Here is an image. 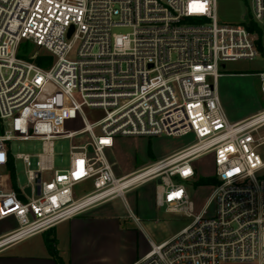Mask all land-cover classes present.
<instances>
[{"label": "built area", "instance_id": "built-area-1", "mask_svg": "<svg viewBox=\"0 0 264 264\" xmlns=\"http://www.w3.org/2000/svg\"><path fill=\"white\" fill-rule=\"evenodd\" d=\"M217 4L0 0V221L16 222L0 249L155 182L156 206L192 221L159 245L150 241L133 264H264V109L232 122L219 92L223 62L262 56L259 35L242 23H220ZM251 16L264 45V0H251ZM24 43L52 62L38 65V53L20 57ZM75 119L81 128L65 131ZM189 134L190 146L116 175L108 152L117 137ZM80 136L87 138L75 143ZM58 139L72 142L68 169L53 166ZM32 140L42 144L39 168L19 188L15 163L29 166L30 155H12L10 143ZM206 155L218 182L195 186L203 196L197 205L185 183L196 184L194 163ZM87 182L93 190L76 197L74 188Z\"/></svg>", "mask_w": 264, "mask_h": 264}, {"label": "rangeland", "instance_id": "rangeland-1", "mask_svg": "<svg viewBox=\"0 0 264 264\" xmlns=\"http://www.w3.org/2000/svg\"><path fill=\"white\" fill-rule=\"evenodd\" d=\"M218 20L224 24H244L247 25L252 19L251 0H218L217 4ZM130 29H116L117 33H129ZM38 53V57L45 55L33 45L26 44L20 51V55L29 58ZM75 52L69 56L75 58ZM37 57V58H38ZM52 59V57L50 56ZM221 70L223 77L219 80L220 97L230 121L232 118L251 115L264 109V97L261 92L262 80L259 73H264V57L258 56L253 60L240 59L236 61L223 62ZM233 75V76H232ZM81 128L79 119L66 121L65 131H75ZM264 132V129H263ZM87 136L75 138V143L80 144ZM195 142L193 134L183 137H122L115 139V145L108 152L113 168L118 177L140 169L168 155H171ZM72 142L68 139H58L54 141L53 166L55 169H68L70 165V146ZM12 155H30V165L26 166L21 160H17L15 181L17 186L23 187L28 183L27 171H36L38 167V155L43 152L42 144L38 141H15L10 143ZM199 178H211L214 174L212 155H206L194 163ZM52 173H45L43 178L49 180ZM192 191V197L197 205L203 203L195 192L197 184L193 182L185 183ZM155 182L141 185L125 194V200L116 198L112 200L115 208L126 210V202L132 204L135 199L139 206H143L144 201H151L154 204L155 217L151 219L141 218L143 231L159 245L172 238L179 230L188 226L192 218L170 214L165 208H157L155 205ZM93 190L91 182L83 183L74 188L76 197H81ZM130 205V204H129ZM15 221L8 219L0 221V233L14 226ZM228 264H256L255 262L228 263Z\"/></svg>", "mask_w": 264, "mask_h": 264}, {"label": "crops", "instance_id": "crops-1", "mask_svg": "<svg viewBox=\"0 0 264 264\" xmlns=\"http://www.w3.org/2000/svg\"><path fill=\"white\" fill-rule=\"evenodd\" d=\"M256 113L232 118V122L243 121ZM132 201L128 205L140 219L155 217L156 208L151 201H144L143 206L135 199ZM126 209L127 212L115 208L112 200L96 205L49 231L3 247L0 264H133L148 252L149 242L154 241L130 218ZM15 227L16 222L1 232L0 237Z\"/></svg>", "mask_w": 264, "mask_h": 264}, {"label": "trees", "instance_id": "trees-1", "mask_svg": "<svg viewBox=\"0 0 264 264\" xmlns=\"http://www.w3.org/2000/svg\"><path fill=\"white\" fill-rule=\"evenodd\" d=\"M248 30L250 32H255V33H258L259 35V40L257 41V44H258V47L261 51V55L264 57V45H263V42H262V30L257 26V24L252 20L250 19L249 23L246 25ZM28 43H24L22 46H21V49L23 48L24 45H26ZM21 51V50H20ZM20 57H22L20 54H19ZM25 58V57H24ZM35 62L42 66V67H46V65H48L49 63L52 62V59L47 56V55H42L40 57H38ZM218 181L215 177H211V178H199L198 181L196 182L197 185H209V184H216ZM51 246V244L49 245ZM54 250V249H52Z\"/></svg>", "mask_w": 264, "mask_h": 264}, {"label": "water", "instance_id": "water-1", "mask_svg": "<svg viewBox=\"0 0 264 264\" xmlns=\"http://www.w3.org/2000/svg\"><path fill=\"white\" fill-rule=\"evenodd\" d=\"M72 32H73V28H71V30H70V35H71ZM27 192L30 193V189H27Z\"/></svg>", "mask_w": 264, "mask_h": 264}]
</instances>
